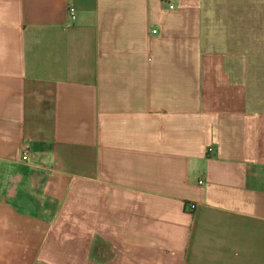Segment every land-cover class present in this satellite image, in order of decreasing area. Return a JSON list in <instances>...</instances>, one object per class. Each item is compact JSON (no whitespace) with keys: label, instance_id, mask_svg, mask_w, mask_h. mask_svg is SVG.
<instances>
[{"label":"crops","instance_id":"obj_1","mask_svg":"<svg viewBox=\"0 0 264 264\" xmlns=\"http://www.w3.org/2000/svg\"><path fill=\"white\" fill-rule=\"evenodd\" d=\"M223 3L0 0V264H71L66 206L128 251L104 264H264V105L232 92Z\"/></svg>","mask_w":264,"mask_h":264},{"label":"rangeland","instance_id":"obj_2","mask_svg":"<svg viewBox=\"0 0 264 264\" xmlns=\"http://www.w3.org/2000/svg\"><path fill=\"white\" fill-rule=\"evenodd\" d=\"M222 2V13H229L231 19L229 23L226 21V26L221 24L222 33H219L218 45L222 46L224 39L230 36L229 54H226L224 60L232 92L247 98L251 103L261 102L264 105V83L261 82L264 79V3L257 5L252 0H244L245 5H242L241 0ZM241 6L249 7L244 10V14ZM77 204L82 208L83 205ZM94 204L89 201L88 206L83 207L91 211L90 206ZM67 209L74 211L68 212ZM63 211L65 217L52 229V237L71 264H104L103 261L113 254L119 257L118 262L127 258L125 254L128 251L124 253L122 247L109 245L107 240L117 239L102 233L92 219L86 225L81 221V214L76 208L66 206ZM101 250L102 257L99 253Z\"/></svg>","mask_w":264,"mask_h":264},{"label":"built area","instance_id":"obj_3","mask_svg":"<svg viewBox=\"0 0 264 264\" xmlns=\"http://www.w3.org/2000/svg\"><path fill=\"white\" fill-rule=\"evenodd\" d=\"M170 7H173V5H170ZM69 13H70V15H74V13H75V7L74 6L69 7ZM153 31L155 32L156 30H153ZM33 157L34 156L32 155L29 147L23 146L22 147V153H21V160L26 164H30ZM199 183L203 184L204 180H199Z\"/></svg>","mask_w":264,"mask_h":264},{"label":"flooded vegetation","instance_id":"obj_4","mask_svg":"<svg viewBox=\"0 0 264 264\" xmlns=\"http://www.w3.org/2000/svg\"><path fill=\"white\" fill-rule=\"evenodd\" d=\"M102 251V250H101ZM100 253V252H99Z\"/></svg>","mask_w":264,"mask_h":264}]
</instances>
